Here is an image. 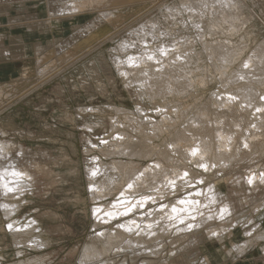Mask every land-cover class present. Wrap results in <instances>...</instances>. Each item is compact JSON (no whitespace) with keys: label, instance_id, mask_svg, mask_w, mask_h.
Returning <instances> with one entry per match:
<instances>
[{"label":"bare ground","instance_id":"bare-ground-1","mask_svg":"<svg viewBox=\"0 0 264 264\" xmlns=\"http://www.w3.org/2000/svg\"><path fill=\"white\" fill-rule=\"evenodd\" d=\"M27 1L29 0H0V7L3 4H7L6 7L9 8L19 4L26 5ZM147 1L151 0H37L40 5L41 2L47 4L44 16L46 22L37 26L46 24L47 27H54L55 23L64 18L87 13L97 14L78 30L76 37L82 38L76 44L66 39L62 42L66 44L65 48L61 45L53 50H48L42 43L35 45L34 55L41 82L62 70V65L72 54L68 50V44L76 48L84 47V44L98 39V34L95 35L94 31L103 29L107 31L104 34L108 35L115 31L114 28L120 30L130 20H138L152 14V9L157 10L156 16L151 15L137 21L130 29L127 26L129 31L119 39L110 54L119 75L130 90H134V95L140 99L147 98L151 103H157L158 107L154 113L139 106L134 111L111 107L117 116L109 120L110 138L104 135L101 143L92 141L89 136L85 138L88 143L85 152H100V155H94L88 160L90 166L87 175L93 200L99 201L112 195L115 197L109 203H96L93 208L95 226L103 227L102 225L112 222L117 223V226L114 228L109 225L98 233L92 243H86L81 262L89 264L111 255L116 248V253L141 245L145 247L144 251L151 246H158V249L171 230L176 237L180 236L177 240H171V243L181 240L182 244L177 250H172L171 260L178 256L180 249L185 252L188 248L194 249L197 244L200 245L202 236L198 234L202 233L225 243L223 247L226 249L227 238H232L235 231H240L241 239L231 240L228 254L241 255L256 245H261L264 252V228L253 216L246 222L242 221V224L240 222L242 226L237 225L233 203L226 194L223 196L220 193L215 178L218 172L238 176V173H234L241 163L264 157V40L249 52L246 51L249 42L245 36L239 43L233 41V36L241 33L251 20V13L244 0H179L173 4H167L164 0H152L151 5H144L132 18L124 19L123 8L135 11L140 3L145 4ZM126 13L130 14L129 11ZM35 18L36 16L29 17V26H34ZM111 27H114L113 30ZM189 30L193 34L185 32ZM101 35L103 34L99 33ZM5 45L4 38L0 35V56L10 54V49ZM198 46H202V50ZM160 48L165 49L167 55H161L158 51ZM148 56L154 58L149 60ZM129 57L134 59V63L129 62ZM212 82L220 83L221 86H218L216 92L211 91V96L206 101L201 100L199 89ZM3 89L0 88V96ZM92 125L88 123L84 129H93ZM14 147L18 148L19 154L25 151L22 145L0 139V191L7 197H13L17 191L7 192L4 184L14 188L22 187V183L31 177L22 160L17 158L18 152L12 156ZM194 149L197 150L196 155H193ZM43 155L45 154L42 157ZM201 164L207 165V169L201 168ZM257 167L246 172V179L240 173L239 178H243L244 184L251 186L256 194L264 197V181L261 179L264 160ZM13 169L24 173V177L11 175ZM94 171L95 176L92 174ZM185 172L189 175L181 179ZM250 177H254L251 185L248 183ZM171 180L176 182L174 191L167 186V182ZM128 183H133L136 187L127 190ZM156 188L160 189L158 193L153 191ZM121 192L124 196L120 195ZM197 192L200 194L197 195ZM148 195L155 197L156 202H149L143 209L137 207L128 215L122 214L131 205L122 204L121 201L131 200L135 203ZM181 199L199 201V204L181 205ZM160 204L167 207L161 211ZM3 205L7 208V216L15 211V202L4 201ZM173 205L185 211L178 212L177 219L168 220L167 217L173 215ZM222 207H226L230 213L223 220L218 218ZM106 213L111 215H105ZM189 213L195 216V220L191 219ZM209 216L212 219H208ZM179 219H184L185 223L179 224ZM132 221L140 227L136 228ZM188 223L196 226L189 230ZM11 224L14 229L17 227L14 221ZM120 224L124 228H119ZM149 224L152 225L151 229L147 227ZM129 227L133 228L132 232L127 231ZM16 229L13 231L14 235L17 233ZM212 233L217 235L213 236ZM19 253L18 256L21 254ZM109 259L106 258V264H109ZM144 262L153 264L147 260ZM160 264H168V260ZM202 264H208L207 259Z\"/></svg>","mask_w":264,"mask_h":264},{"label":"rangeland","instance_id":"rangeland-1","mask_svg":"<svg viewBox=\"0 0 264 264\" xmlns=\"http://www.w3.org/2000/svg\"><path fill=\"white\" fill-rule=\"evenodd\" d=\"M151 2L152 0L145 4L140 3L135 11L131 8H123L125 9L124 19L132 18L135 13H139L145 7L144 5H151ZM164 2L173 4L179 0H164ZM244 2L251 13V20L244 26L241 33L233 36V41L239 43L245 36L249 42L246 51L249 52L264 40V2L255 3L252 0H244ZM41 3L40 5L37 0H29L26 5L19 4L9 8L6 7L7 4H3L0 7V35L4 38L5 46L10 49L8 56H0V88H4L3 95L0 96V139L12 141L25 148L24 153H28L27 155L19 154L18 148L14 147L12 156L17 155L18 152L17 158L22 160L31 174V177L22 183L23 188H17L19 190L13 197H7L0 191V264H26L27 262L29 264L31 262L32 264H86L81 262L85 246L89 242L92 243L98 233L109 225L115 228L117 223L104 224L103 227L95 226L93 208L96 203H109L115 197L112 195L101 199L102 201L93 200L88 183L87 170L90 166L88 160L94 155H100V152L98 150L85 152L88 146L85 138L89 136L97 143H101L105 137L110 138L109 123L111 122L109 120L117 116L111 107L134 111L139 106L148 109L150 113L157 110V103H151L144 97L141 100L134 95V90H130L125 84L110 56L112 48L127 34L129 27L148 16H156L157 10L152 9V12L154 11L152 14L148 12V16L140 17L138 20H130L127 25L129 29L126 28L127 26L120 30L111 27L115 31L107 33L108 35L104 34L106 30L103 29L94 31L95 35L98 34V39L94 41L95 43L92 41L93 44L90 42L84 44L83 48L68 44V50H71L72 54L62 65V70L41 82V75L37 72V59L34 55L35 45L42 43L48 50H53L54 47L59 48L61 45L65 48L66 44L62 42L66 39L76 44L82 38L76 37L78 30L97 15L87 13L64 18L55 23L54 27H47L46 24L37 26L41 22H46L44 16L47 12V4ZM126 10L131 15L126 13ZM31 16H36L33 27L28 24ZM185 32L190 34L192 31ZM99 33L106 36H99ZM201 47L198 46V49ZM219 85L221 86L220 83L212 82L205 87L202 86L199 89L201 100L206 101L208 97L210 98L211 91L216 92ZM83 110L85 112H82ZM93 121L100 123L94 124ZM88 123L93 124L94 128L88 130L85 127L84 129ZM105 124L108 125L105 126ZM28 149L34 153L28 152ZM35 153L37 155H34ZM21 154L24 155L20 156ZM42 154L47 156L42 157ZM263 160L262 156L254 161L241 163V167H236L237 170L234 173H238V176L218 172L215 177L220 193L223 196L226 194L225 196H228L233 203L239 226L253 216L255 221L264 228V205H262L264 197L256 194L251 186L243 182L246 174L260 166ZM239 173L243 178H239L241 177ZM4 201L15 202L13 215H6L7 208L5 209L3 205ZM13 221L18 228H15L16 235L13 233L14 228L8 230L6 227ZM22 229H26V232ZM171 232L172 230L163 239L164 244L161 243L158 249V246H151L144 251L145 247L141 245L132 249L125 248L116 253L118 250L116 248L111 255L105 257L110 258L109 264H144L146 260L153 264H160L167 260L168 264L171 262L202 264L205 259L208 264H264V252L261 245L250 247L246 254H228L231 240L241 239L240 231H235L232 238H227L226 249L223 247L225 243H221L217 238H210L206 233L198 234L202 236L200 245L197 244L194 249L188 248L185 252L180 249V255L178 253V256L171 260L169 258L172 250H177L181 244V240L175 244L171 243V240H177L180 237H176L177 235ZM17 253L20 255L18 256ZM105 257L93 260L89 264H106Z\"/></svg>","mask_w":264,"mask_h":264},{"label":"snow or ice","instance_id":"snow-or-ice-1","mask_svg":"<svg viewBox=\"0 0 264 264\" xmlns=\"http://www.w3.org/2000/svg\"><path fill=\"white\" fill-rule=\"evenodd\" d=\"M158 51L160 52L161 55H167V52H166L165 49H163V48L158 49ZM153 58H154L153 56H148V59H149V60H152ZM129 62H130V63H134V59H133L132 57H129ZM257 111H259V109H258ZM245 147H247V145H245ZM196 152H197V150L194 149V150H193V155H196ZM156 167H158V166H156ZM200 167L203 168V169H205V170L207 169V165H204V164H201ZM92 174L95 176V175H96V172L94 171ZM11 175L16 176V177H20V178H23V177H24V173H22V172H18V171H16L15 169L12 170ZM141 175H143V174H141ZM188 175H189V173H188V172H185V173L183 174V177H181V179H183L184 177H187ZM261 179H262V181H264V173L261 174ZM253 181H254V177H250V178L248 179V183H249L250 185L253 183ZM199 183L202 184L203 181H199ZM167 186L171 187L172 190L174 191V190H175V186H176V182H175V180L168 181V182H167ZM4 187L7 189V192H14V191H17V190H18L17 188L9 187L8 184H4ZM134 187H136V186H135L133 183H128V184H127V190H132V189H134ZM153 191H156V192L158 193V192L160 191V189H159V188H156V189H154ZM199 194H200V193L197 192V195H199ZM120 195H121V196H124V193L121 192ZM149 202L155 203V202H156L155 197H153L152 195L144 196V197H142L141 199L136 200L135 203H133L131 200L121 201L122 204H130V205H131L130 207H127L126 212H124V213H122V214H123V215H128V214L132 213L133 210L136 209L137 207L143 209V208H144ZM179 203H180L181 205H184V204H197V205H198V204H199V201H189V200H186V199H181V200L179 201ZM166 207H167V205L160 204V206H159V210L162 211V210L165 209ZM205 207H206V206H205ZM180 211H185V210H184V209H178L175 205H173V206L171 207V213H172L173 215H169V216L167 217V219H168V220H175V219H177L176 214H177L178 212H180ZM148 214L150 215L151 213H148ZM229 214H230V213H229V210H228L226 207H222V208L220 209L219 214H218V218L221 219V220H223V219H225V216H226V215H229ZM105 215H109V216H110L111 213H106ZM189 215L191 216V213H189ZM191 219H192V220H195V216H191ZM208 219H212V217L209 216ZM184 223H185V220H184V219H179V224H184ZM132 224H134V225L136 226V228H139V227H140L139 224H136L135 221H132ZM195 226H196V225H194L193 223H188V224H187V229L191 230V229H193ZM6 227H7L8 230H12L13 225H12L11 223H9V224L6 225ZM118 227H119V228H124V225H123V224H120V225H118ZM147 227H148L149 229H151L152 225L149 224V225H147ZM127 231H128V232H132V231H133V228H132V227H129V228H127ZM212 235H213V236H216L217 234H216V233H212Z\"/></svg>","mask_w":264,"mask_h":264}]
</instances>
